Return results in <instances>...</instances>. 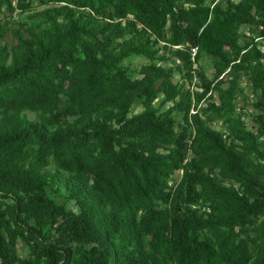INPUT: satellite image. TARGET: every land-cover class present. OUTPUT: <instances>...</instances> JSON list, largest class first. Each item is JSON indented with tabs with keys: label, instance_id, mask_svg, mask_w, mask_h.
Here are the masks:
<instances>
[{
	"label": "trees",
	"instance_id": "1",
	"mask_svg": "<svg viewBox=\"0 0 264 264\" xmlns=\"http://www.w3.org/2000/svg\"><path fill=\"white\" fill-rule=\"evenodd\" d=\"M0 264H264V0H0Z\"/></svg>",
	"mask_w": 264,
	"mask_h": 264
},
{
	"label": "rangeland",
	"instance_id": "2",
	"mask_svg": "<svg viewBox=\"0 0 264 264\" xmlns=\"http://www.w3.org/2000/svg\"><path fill=\"white\" fill-rule=\"evenodd\" d=\"M226 1L227 0H219V2H221L223 5H225ZM233 1H237V0H233ZM6 17L8 19V26L9 27L16 26L17 21L28 20L26 14H19L18 11L14 12L12 15L6 16ZM3 39L5 41H7L9 44H13L14 43V38H13V36H12V34H11L10 31H8L4 35ZM144 61H145V59L143 57H141V56H132V57H130L127 60V62H130L131 66L134 67V68L139 67V65L142 62H144ZM201 63L203 65L204 69H205V73L207 74V76L211 77L212 72H213L212 58L211 57H204ZM178 79H179V76L176 75L174 77V80L177 81ZM241 85L244 87V93H245V95L250 100L251 99V96H252V93H251L250 84H249L246 76H243L242 77V79H241ZM184 86L187 87V86H189V84L188 83H184ZM141 109H142V107L139 104H136L134 106L133 112H138ZM23 114L25 116H27L28 118L32 119V120H37V117H36L35 113H33V112L25 111V112H23ZM249 125H250V123H249ZM211 126L214 127V128H217V129H223V125H221L220 121L219 122L212 123ZM175 177L177 179H179L180 173L178 172L175 175ZM19 244H20V246H19V252L21 254H24L25 253V248H24L23 241H20Z\"/></svg>",
	"mask_w": 264,
	"mask_h": 264
},
{
	"label": "built area",
	"instance_id": "3",
	"mask_svg": "<svg viewBox=\"0 0 264 264\" xmlns=\"http://www.w3.org/2000/svg\"><path fill=\"white\" fill-rule=\"evenodd\" d=\"M193 54H194V50H193Z\"/></svg>",
	"mask_w": 264,
	"mask_h": 264
}]
</instances>
